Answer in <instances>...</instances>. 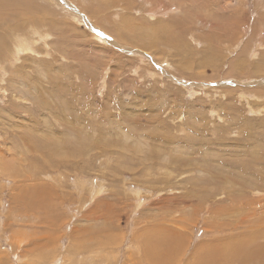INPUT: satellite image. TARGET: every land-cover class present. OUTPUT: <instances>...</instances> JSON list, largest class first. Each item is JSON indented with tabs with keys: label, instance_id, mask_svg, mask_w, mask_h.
Segmentation results:
<instances>
[{
	"label": "rangeland",
	"instance_id": "374dc122",
	"mask_svg": "<svg viewBox=\"0 0 264 264\" xmlns=\"http://www.w3.org/2000/svg\"><path fill=\"white\" fill-rule=\"evenodd\" d=\"M25 1L0 0V264H264V0Z\"/></svg>",
	"mask_w": 264,
	"mask_h": 264
},
{
	"label": "bare ground",
	"instance_id": "6f19581e",
	"mask_svg": "<svg viewBox=\"0 0 264 264\" xmlns=\"http://www.w3.org/2000/svg\"><path fill=\"white\" fill-rule=\"evenodd\" d=\"M3 1H5V0H3ZM9 1V0H8ZM27 2H32V0H26ZM25 1V2H26ZM2 2V1H1ZM1 2H0V5H1ZM14 3V4H13ZM3 4H5V2L3 3ZM12 4L13 5H11V3L9 4V8H12L13 7V9H15V10H20L21 9V7L19 6V4H17V3H15V1H12ZM21 5V4H20ZM45 6H43V8H44ZM6 8V7H5ZM7 9V8H6ZM46 10H47V12H51V11H49V9L47 8V9H43V11H45L46 12ZM147 10V9H146ZM23 11V10H22ZM19 12V11H18ZM21 12V11H20ZM144 21V20H143ZM151 26V25H150ZM160 27L162 26L161 24L159 25ZM34 29V28H33ZM22 38H24V37H22ZM21 39V38H20ZM27 39V38H26ZM25 39V40H26ZM23 40V39H22ZM20 41V40H19ZM24 41V40H23ZM124 42V41H123ZM28 43H30V42H28ZM21 44V43H20ZM138 44V43H137ZM27 45V43L25 44V46ZM18 47V46H17ZM21 49V48H20ZM5 169V168H4ZM37 195V197L39 196V194H36ZM43 195V194H42ZM41 197V196H40ZM39 199V198H38ZM41 200V199H40ZM41 203H43V201H41ZM40 204V203H39ZM172 236V235H171ZM167 237V236H166ZM247 237V236H246ZM158 240V239H157ZM164 240V239H163ZM163 240L162 241H160V242H157V241H155V242H147V246H150V247H152L153 246V248L155 249V250H157L158 248H159V246L161 247V245L163 244ZM248 240H250V237H248L247 239L245 238V240L243 239V241H242V243L243 244H245V242L246 241H248ZM165 242V241H164ZM145 244V243H144ZM238 244V245H237ZM236 244V246H235V251H238L239 250V248H240V252H233V251H229L228 249H227V252L229 253V255L230 256H232V257H236V256H238L239 254H245V253H248V252H250L249 251V249L248 248H246V247H244V246H241L242 244H240V243H237ZM143 245V244H142ZM233 246V245H232ZM155 247H158V248H155ZM170 248V247H169ZM168 248V249H169ZM148 249V248H147ZM154 249H153V251H154ZM160 249V248H159ZM157 250V251H160V250ZM231 250V249H230ZM259 250V254H251V255H249L248 257H249V261H250V259H255L256 257L257 258H262L263 257V255H264V248L263 247H261V248H259L258 249ZM226 251V250H225ZM173 252V251H172ZM160 253V252H159ZM165 253V252H164ZM157 254V253H156ZM156 254H154V255H156ZM159 256V255H158ZM165 257V256H164ZM154 258V257H153ZM156 258H157V256H156ZM161 259V258H160ZM160 259L159 258H157V261L159 260L160 261ZM154 260V259H153ZM156 260V259H155ZM164 260V259H163ZM263 261V260H262ZM251 262V261H250ZM160 263V262H159ZM164 263V262H163ZM162 264V263H161ZM166 264V263H165ZM248 264V263H247ZM260 264H262L261 262H260Z\"/></svg>",
	"mask_w": 264,
	"mask_h": 264
}]
</instances>
